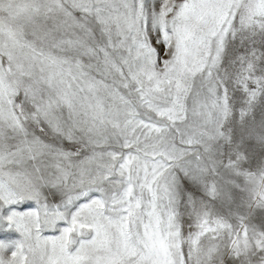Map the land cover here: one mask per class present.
Returning <instances> with one entry per match:
<instances>
[{"label": "snow or ice", "instance_id": "6c2138e0", "mask_svg": "<svg viewBox=\"0 0 264 264\" xmlns=\"http://www.w3.org/2000/svg\"><path fill=\"white\" fill-rule=\"evenodd\" d=\"M0 264H264V0H0Z\"/></svg>", "mask_w": 264, "mask_h": 264}]
</instances>
